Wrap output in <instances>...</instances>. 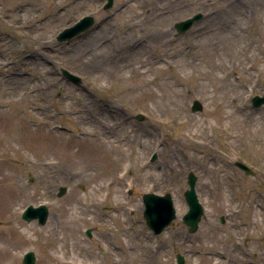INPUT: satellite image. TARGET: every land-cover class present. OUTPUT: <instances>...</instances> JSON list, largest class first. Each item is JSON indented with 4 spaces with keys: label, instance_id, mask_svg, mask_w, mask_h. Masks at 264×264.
Listing matches in <instances>:
<instances>
[{
    "label": "rangeland",
    "instance_id": "1",
    "mask_svg": "<svg viewBox=\"0 0 264 264\" xmlns=\"http://www.w3.org/2000/svg\"><path fill=\"white\" fill-rule=\"evenodd\" d=\"M106 3L0 0V264L28 251L37 264H264V106L252 105L264 0ZM88 15L91 30L58 41ZM190 171L205 209L195 234L182 220ZM148 192L173 195L177 219L159 236ZM42 204L46 225L22 219Z\"/></svg>",
    "mask_w": 264,
    "mask_h": 264
},
{
    "label": "water",
    "instance_id": "2",
    "mask_svg": "<svg viewBox=\"0 0 264 264\" xmlns=\"http://www.w3.org/2000/svg\"><path fill=\"white\" fill-rule=\"evenodd\" d=\"M115 0H108V3L105 5V10L112 8ZM202 18L201 14L195 15L192 18H189L185 21L179 22L175 25L177 32L181 35L189 31L193 25ZM96 23V19L93 16H86L77 22L71 28L66 29L58 37L60 42L70 41L73 38L79 36L80 34L90 30ZM62 74L71 82H74L77 85L83 83V79L72 73L67 69H62ZM254 108H261L264 106V95L256 96L252 100ZM204 106L199 101L196 100L193 103L192 111L201 112L203 111ZM137 119L140 121L145 120L144 115L140 114L137 116ZM156 158V157H155ZM235 165L243 170L249 176H255V170L247 165L243 161H236ZM198 181L197 175L191 171L188 174V185L189 188L185 191L184 196L186 202L189 206L188 212L183 216V221L188 227V231L191 234H194L198 231L199 225L205 216V209L199 201V197L196 191V184ZM67 192L65 187H62L59 191L58 196H63ZM145 203L144 217L146 219L147 225L154 231V234L158 236L163 233V231L171 225V223L177 218V213L175 209V204L173 196L170 193H167L164 196L148 193L143 197ZM49 209L46 205H41L39 207L30 206L23 213V219L26 221H32L37 219L39 224L45 225L49 218ZM222 222H225L224 217ZM87 234L91 236V229L87 231ZM37 258L34 252L30 251L26 253L24 257L23 264H36ZM178 263L184 264L185 260L181 255H178Z\"/></svg>",
    "mask_w": 264,
    "mask_h": 264
},
{
    "label": "bare ground",
    "instance_id": "3",
    "mask_svg": "<svg viewBox=\"0 0 264 264\" xmlns=\"http://www.w3.org/2000/svg\"><path fill=\"white\" fill-rule=\"evenodd\" d=\"M110 152H111V153L114 152V149L111 148V151H110ZM10 231H11L12 234H14V235H21V236H24V235H25V231H17L14 225L11 226V230H10ZM133 264H137V261H134Z\"/></svg>",
    "mask_w": 264,
    "mask_h": 264
}]
</instances>
